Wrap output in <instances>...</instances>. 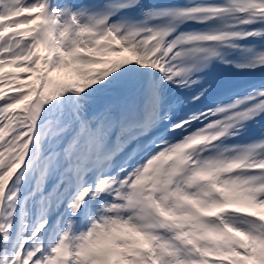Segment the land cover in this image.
<instances>
[{
  "label": "snow or ice",
  "instance_id": "1",
  "mask_svg": "<svg viewBox=\"0 0 264 264\" xmlns=\"http://www.w3.org/2000/svg\"><path fill=\"white\" fill-rule=\"evenodd\" d=\"M0 264H264V0H0Z\"/></svg>",
  "mask_w": 264,
  "mask_h": 264
},
{
  "label": "rangeland",
  "instance_id": "2",
  "mask_svg": "<svg viewBox=\"0 0 264 264\" xmlns=\"http://www.w3.org/2000/svg\"><path fill=\"white\" fill-rule=\"evenodd\" d=\"M7 70H12V69H7Z\"/></svg>",
  "mask_w": 264,
  "mask_h": 264
}]
</instances>
